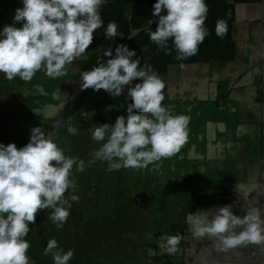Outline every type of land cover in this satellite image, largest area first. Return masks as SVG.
<instances>
[{
  "label": "clouds",
  "instance_id": "obj_1",
  "mask_svg": "<svg viewBox=\"0 0 264 264\" xmlns=\"http://www.w3.org/2000/svg\"><path fill=\"white\" fill-rule=\"evenodd\" d=\"M15 10L13 24L0 31V73L6 80L16 78L31 82L43 70L50 79L67 74L68 65L81 58L93 43V33L103 27L100 10L106 0H21ZM208 6L205 0H156L152 16L155 30L147 21L145 31L150 42L166 55L175 51L176 60H186L199 51L209 34L206 29ZM105 39L116 37L118 25L109 21L104 28ZM216 34L221 39L227 34V21L220 19ZM171 40L172 46L169 47ZM143 51L147 52L145 46ZM109 57L97 61V66L80 73V90H104L113 97L121 95L126 85L141 80L128 89L131 103L127 116H117L114 124H101L91 132V139L100 147L85 162L65 154L47 136L42 126L31 129L29 142L17 148L14 143H0V264H33L25 237L30 224L45 209L47 217L57 229L66 223L75 194L66 198L69 190L76 192L73 168L83 172L96 161L107 163V170L148 169L162 159L178 153L188 139L190 117L174 115L162 105L165 82L147 62L133 59L135 51L117 45L105 52ZM183 68L184 65L180 64ZM245 215L234 214L231 206L218 207L212 218L196 217L192 222L194 238L213 241L218 251L228 252L238 247L256 246L264 255V217L262 210L249 204ZM182 236L167 238L166 249L178 251ZM43 254L51 256L53 264H69L74 250L63 251L58 241H47Z\"/></svg>",
  "mask_w": 264,
  "mask_h": 264
},
{
  "label": "crops",
  "instance_id": "obj_2",
  "mask_svg": "<svg viewBox=\"0 0 264 264\" xmlns=\"http://www.w3.org/2000/svg\"><path fill=\"white\" fill-rule=\"evenodd\" d=\"M94 32L100 37L104 28ZM231 33V60L183 68L170 65L164 74H157L165 82L162 105L174 115L190 117L189 134L178 153L148 169L122 168V174L132 176V183H140L147 218L137 225L142 228L139 237L133 233L129 237L133 241L126 248L131 255L128 264H264V255L254 245L222 252L213 247L211 239L191 234L196 217L211 219L216 208L226 205L243 216L251 204L260 208L264 217V0L238 1ZM140 82L126 85L117 97L104 90L81 91L78 87L82 105L79 114H73V126L66 128L68 134L78 137L75 130L85 115L97 127L109 124L110 118L114 124L117 116L126 117L131 103L128 89ZM61 89L62 106L55 108L44 98L42 110L52 122L73 117L66 87ZM102 143L93 141L92 152ZM176 235L183 239L178 251L170 253L165 247L167 238Z\"/></svg>",
  "mask_w": 264,
  "mask_h": 264
},
{
  "label": "trees",
  "instance_id": "obj_3",
  "mask_svg": "<svg viewBox=\"0 0 264 264\" xmlns=\"http://www.w3.org/2000/svg\"><path fill=\"white\" fill-rule=\"evenodd\" d=\"M238 1L242 0H233L231 2L205 0V3L208 6V13L204 26L209 34L204 39L203 43L199 45V51L196 55L191 56L186 60H176L175 51H173L171 55H166L162 50H159L154 43L150 42L148 33L145 31L149 19L153 20L151 27L153 31L155 30V21L157 18L152 16V6L156 0H107L101 8V16L104 21L103 28H106L109 21H115L118 25L119 34L114 38L105 39V33L103 32L99 38L93 40L92 45L86 51L87 58H85L81 65L77 78L81 81L80 73L82 71L91 70L93 67L97 66L98 60L103 62L109 58L105 56L106 51L113 50L114 55V49L117 45H126L130 50H134L135 56L133 59L138 58L141 67L147 62L157 74H164L170 65L205 63L210 60H231L234 57V42L232 40L231 28L234 20V6ZM220 19L227 21V34L223 39L216 34V24ZM145 46L148 48L147 52L143 51ZM169 47H173L171 40L169 41ZM4 130L3 126H0V136L8 135ZM5 136H2V141L6 138ZM20 142L19 139V143ZM13 143L15 144V142ZM100 165H103L106 169L105 166H107V163L100 162ZM115 172L117 175H120L121 173L120 170ZM118 181H120V179ZM124 192L125 191L121 187L119 190H116L115 197H113L111 204L113 208L108 210V218H110L109 215L113 213L118 225L112 228L114 236L116 237L115 243L111 246L112 248L110 251L108 249L103 250L101 257H108L110 252L119 251L121 253V251L125 250V247H121L125 246L124 241L126 237L122 235L125 229H119V226L123 228L127 224L125 220L130 218V215L133 214L129 213L127 217L129 206H126V202H129L131 196L127 195L129 198H124ZM71 194L72 192L69 190V192L65 194L66 198L70 197ZM77 196L80 201L81 196H79L78 193ZM124 200H126V202ZM82 201L83 203L81 206H83V204L88 206V203L85 202L83 198ZM79 203L80 202H76V204L72 203L73 205L70 209V215L62 228L57 229L47 218L51 213V210L49 211L47 209L41 211L39 215L36 216L35 224L29 225L31 230L25 239H27L31 245L28 255L33 264H53L52 257L43 254L44 248L49 239L55 238L58 241L60 248H63V246L59 241H65V247H67L68 245H71L72 242L79 239V235H81L83 231V229L80 228V224H82V222H80L81 217L78 218L76 216L77 213L80 214L79 212H81V209L78 208ZM120 241H122L121 245ZM74 245L76 248L77 243L75 244L74 242ZM35 248H37V251ZM34 250L36 251V255H34ZM95 258L96 261H92V264H98L97 256ZM125 260H127V257H124V261ZM81 261L80 258L72 259L69 261V264H82ZM116 261L118 262L117 256Z\"/></svg>",
  "mask_w": 264,
  "mask_h": 264
},
{
  "label": "flooded vegetation",
  "instance_id": "obj_4",
  "mask_svg": "<svg viewBox=\"0 0 264 264\" xmlns=\"http://www.w3.org/2000/svg\"><path fill=\"white\" fill-rule=\"evenodd\" d=\"M20 7H22L21 0H0V31H2L4 25L10 24V23L13 24V26L15 27L21 26L19 23L14 22L12 19L15 14V10ZM98 33L97 32L93 33V37L95 39H96L95 36H97ZM97 37L99 38V36ZM84 60L85 58H83V56L75 60L72 64L68 65L67 74L63 77L56 78V79L48 78L44 74L43 70H41L40 72H37L33 80L27 83L20 80L19 78H16L12 81H8L5 79L4 75L0 73V95L13 99L15 98L13 96H16L15 93H18V91H24V93H22L24 94L23 104H22V100L16 99V104L20 105L19 108L21 109V112H18V110H15L17 117H8V118L0 119V126H3V128L5 129L4 131L8 133V135L6 136H10L11 138L13 137V139L15 140V145L17 143V148H19V146L22 143L26 145L29 142L31 129L37 126H42L43 130L45 131L46 136H47V133L50 131L52 133L54 142L59 136L66 138V140L74 139L75 135L74 136L69 135L68 132L66 131V128L73 126V122L76 120V119L74 120L75 115L73 114L78 113L79 108L82 105L81 103L82 93L77 91V88L78 87L80 88V84L82 82L80 80H75L74 78L78 75L81 65L83 64ZM70 78L72 79L70 80ZM62 83L63 85H61ZM61 87H66L64 91L68 95L67 105L71 104V106L73 107L71 111V115L73 117L70 118L69 121L67 122L65 120L61 121L60 118L58 121L52 122V120L48 119V117H46V114H44V109L43 110L41 108L38 109L37 101L39 100L44 101V98H46L47 103L54 104L55 108H58L61 103L62 104L64 103L63 98H62L63 102L61 100V97H62L61 94L63 93V90L61 89ZM9 94L11 96H9ZM35 94L44 95V96L32 97ZM56 94H60V95L56 96ZM38 113H40L43 118L40 115H38ZM89 118L90 117L86 115L82 117V122H83L82 125L80 127H77V129L75 130V133H77L78 138H82V134L88 131L87 128L89 125H86V124L87 122H90ZM2 136H5V135H2ZM2 136H0V143H3V144L5 143L7 145L5 141H2ZM19 139L21 141L20 143H19ZM72 142H74V140H72ZM23 144L21 147L24 146ZM98 166H99L98 167L99 171L93 172L95 175L93 176L91 175L92 179L90 178L89 175H87L86 178L84 177V179L82 178V176H79L80 182L77 183L78 195L79 196L82 195V198L85 200V202L88 203V206H90L91 208L92 207L98 208L97 205L99 204L95 203L94 196L98 193L99 200L103 199L102 194L99 193L100 191L103 190V194H105V199H103L101 202L102 208L107 207V206L111 208L112 200H113V197H115L114 195L116 193V190L117 189L119 190V188L121 187L119 185H116L117 182L122 183L125 180H128V179L131 180L132 176L130 177L128 175H124L120 173L119 175L120 178H119V176H117V173L115 171H111V172H109L108 170L104 171V169H102L104 167L103 165L102 166L100 165V162ZM106 169H107V166H106ZM84 171L80 172V175L86 174L87 170H84ZM159 173H161V171H159ZM75 175L76 174L74 172L72 175V178L74 180H76V177H77ZM119 179L120 181H118ZM84 180L87 183L84 182ZM87 185L90 186L89 189ZM127 186L130 187V185L128 184ZM139 187H140V183H137L134 180V182L132 183V188L135 190V195L131 196L129 202L128 201L126 202V200H124L127 203L126 206L127 207L129 206L127 211L131 210L130 208H136V211H139L141 213L139 217H133V215H130V218L125 220L127 224L123 228L119 226V229H125L122 235L128 238L130 237L131 233L140 232L139 230L142 228L137 227L138 223H142L143 221H146L147 219L145 216L146 215L145 214L146 205H143L145 201V197H144V194L142 193L143 192L142 189H139ZM121 188L125 191L124 196H123L124 198L128 197L127 195L130 196L125 185ZM100 211L101 210H99L98 212ZM110 217H113V219H115V217L113 216V213L110 214ZM109 219L111 220V222H113L111 218ZM67 231L70 232L69 230ZM79 239H77V241H74L75 244L77 243L76 248H75L74 242L71 243V246L74 247L73 250L79 249ZM59 243L64 248H70V245L65 247L66 242L63 240L59 241ZM100 246L102 247L100 251H103L105 249L106 250L110 249V248H107V245H98V247ZM126 248L127 247H125V250L122 251V255L123 256L126 255L127 257L128 255L131 256L129 254L130 253L128 250L129 248L128 249ZM35 250L37 251V248H35ZM35 250H34V255H36ZM93 251H95V249L89 247V252H91V254L90 253L88 254L92 255ZM95 254H93L92 256L93 257L97 256L98 264H119L116 261V252H112V253L110 252V255L108 257H101V254L99 253L97 255ZM136 263L138 264V262Z\"/></svg>",
  "mask_w": 264,
  "mask_h": 264
},
{
  "label": "rangeland",
  "instance_id": "obj_5",
  "mask_svg": "<svg viewBox=\"0 0 264 264\" xmlns=\"http://www.w3.org/2000/svg\"><path fill=\"white\" fill-rule=\"evenodd\" d=\"M24 93V91H18V93H15V95L17 96H13L15 98H13L15 101L16 99H20L22 100V104H23V100L24 97L22 94ZM9 96H11L9 94ZM6 98V99H4ZM13 99L12 98H8L5 97L3 95H0V119L2 118H8V117H17V114L15 112V110H19V106L20 105H16L15 103H13ZM45 101H38L37 105H38V109H42V106L44 105ZM49 104V103H47ZM16 106V107H15ZM112 117H115L116 115V111H113ZM113 122V119L110 118L108 120V123L111 125ZM115 122V121H114ZM94 121L90 119V122H87L86 125H89V127L87 128L88 131L86 133L82 134V138H84L85 140H82V142L79 141V138L76 136L74 137V142H72V140H66V138L59 136L57 138V140L55 141L59 147H61L65 154L71 157H83V158H79V159H83L85 162H87L89 159H91V153L93 151V140L91 139V132L95 129V127H97L96 125H93ZM97 122H95L96 124ZM15 124V123H14ZM6 138L4 139V141L8 144V143H13L15 142V140L13 139V137L11 138L10 136H5ZM53 139V137H52ZM5 144V143H4ZM6 145V144H5ZM99 162L102 163V161H96L93 164H91L90 166L86 167L85 170L86 174H82L80 175V172L76 173L75 167L73 168V173L75 172V176L76 177V184L80 182L79 176H82V178L84 179V177L86 178L87 175L90 176V178L92 179L91 175H95L93 172H98V164ZM107 169L104 168V171H106ZM115 171V170H114ZM122 171V169H120V172ZM85 172V171H84ZM101 172V171H100ZM108 172V171H107ZM88 173V174H87ZM73 175V174H72ZM116 176V174H115ZM119 176V175H117ZM78 178V179H77ZM125 180V179H124ZM92 181V180H91ZM84 182H86L84 180ZM130 185V187L127 186V184ZM87 183V182H86ZM116 185H119L121 187H123L124 185L126 186V189L128 191V193L130 194V196H134L135 195V190L132 188V183L131 180H125L122 183H118ZM88 189H89V185H87ZM80 188V187H79ZM81 189V188H80ZM79 189V190H80ZM78 193V188L76 189L75 193H72L71 195L75 194L77 195ZM99 193L102 194L103 199H105V194H103V190L100 191ZM99 200L98 198V193L94 196V201L96 204L101 205L102 200ZM79 205L78 208L81 209V212H79L80 214L77 213V217L80 218V222H82V224H80V227L83 229L80 230L82 231V234L79 235L80 239H79V249L74 250V257L73 259H78L80 258L82 261V264H92V261H96V258L93 257L92 255L95 254L97 255L98 253L101 254L102 251H100L102 249V247H98V245H107V248L109 251L111 250V246L115 243V236L113 233L112 228L116 227L118 225V223H116V221H114L115 219H113V217H109L111 219H113V222H111L108 218V210L112 209L113 207L111 206V208H109V206L107 207H103L102 205L98 206V208H91L90 206H86L85 204H83V206H81V204L83 203L82 201V195H81V199L79 201ZM76 204V202H73V204ZM72 204V205H73ZM76 207V206H73ZM72 208V207H71ZM102 208V209H101ZM131 210L127 211V215L133 214V217H139V215H141V213L139 211H136V208H130ZM50 211V209H47ZM82 210H83V214H82ZM99 210H101L100 212H98ZM107 223V224H105ZM134 237H139L140 233L139 232H133ZM126 237V236H125ZM136 239V238H135ZM114 241V242H113ZM133 241L132 239L126 237L124 244L125 246H121V247H128L129 242ZM122 241H120V245H121ZM68 245V244H67ZM89 247L94 248L95 251H93L92 255H88V253L91 254V252H89ZM73 246L70 245V248H61L63 251H67L69 249L73 250ZM100 251V252H99ZM120 254V255H119ZM79 255V256H77ZM94 255V256H95ZM119 255V256H118ZM87 258H85V257ZM116 256L118 259V263L119 264H128V260L124 261V257H127L126 255L123 256L122 255V251L121 253L119 251H116ZM98 259V258H97Z\"/></svg>",
  "mask_w": 264,
  "mask_h": 264
},
{
  "label": "water",
  "instance_id": "obj_6",
  "mask_svg": "<svg viewBox=\"0 0 264 264\" xmlns=\"http://www.w3.org/2000/svg\"><path fill=\"white\" fill-rule=\"evenodd\" d=\"M33 96H44V95H37V94H35V95H33ZM40 101V100H39ZM38 102V101H37ZM38 115H40L41 117H42V115L40 114V113H38ZM43 118V117H42Z\"/></svg>",
  "mask_w": 264,
  "mask_h": 264
}]
</instances>
